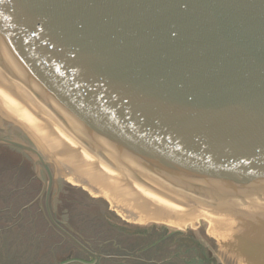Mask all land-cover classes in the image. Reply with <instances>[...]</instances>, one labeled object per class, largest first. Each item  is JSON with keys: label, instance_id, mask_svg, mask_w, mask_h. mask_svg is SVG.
<instances>
[{"label": "water", "instance_id": "obj_1", "mask_svg": "<svg viewBox=\"0 0 264 264\" xmlns=\"http://www.w3.org/2000/svg\"><path fill=\"white\" fill-rule=\"evenodd\" d=\"M0 84L166 198L264 215V0H0ZM0 145L55 205L61 162L1 104ZM54 225L95 257L63 264L145 261Z\"/></svg>", "mask_w": 264, "mask_h": 264}, {"label": "rangeland", "instance_id": "obj_2", "mask_svg": "<svg viewBox=\"0 0 264 264\" xmlns=\"http://www.w3.org/2000/svg\"><path fill=\"white\" fill-rule=\"evenodd\" d=\"M0 86L2 87L1 84ZM7 92L18 99L21 104L35 107L34 109L38 111L33 103L25 100H23V102L18 95L8 89ZM0 104L9 114L16 118L12 112L10 113L7 110L1 101ZM38 112L40 113V117L41 112ZM44 117L45 116L43 115V118ZM33 118L38 119L36 117ZM16 119L19 120L18 118ZM19 122L39 137L61 162L65 171V185L71 189L68 192L69 196L62 197V201L67 205L68 209L66 213H68L71 218L70 221L74 225V229L80 231L79 234L83 238L93 239V241L100 242L114 240V246L119 245L120 249L132 252L133 256L139 255L145 257V259L151 261L153 259L158 262L145 264H179L178 262L184 260V257L194 258L197 264H264L263 235L257 232L246 233V231L239 229V225H219L217 222L220 220L214 221L215 224H213L210 219H207L204 216L205 213H202L201 215L198 214L199 216L196 215L194 223H191L190 220H188L184 223L183 227L178 225L175 226L176 224L173 225L172 223L170 224L165 221L162 222L159 219H156L158 216L150 215L151 218L144 217L143 211L134 207L130 200L128 201L118 195L119 193H115L113 190L111 191L109 189L114 184L106 183L109 186H99L95 183L87 182L61 159L60 155L53 149L52 145L48 144L47 141L41 138L38 135V132H35V129L33 131L29 128L31 125L29 126L20 120ZM54 125H56L57 128H62L57 126V124ZM3 160L7 162V167L9 169L6 173L8 180L5 182L6 186L4 185V187H6V189L9 188L11 202L14 200L11 209V214L13 215L11 218V224H13V222L17 220L16 216L22 206L25 204L28 205L32 202L38 191L36 193L35 183H31L35 178H33L34 172L31 170L29 163L24 161L23 164H20V161L9 158ZM18 164L21 165L19 170ZM109 170L111 171V169ZM118 175L123 179L127 189H148V187L130 176L131 179L121 173ZM20 192L24 194L20 195L22 200L19 198ZM156 199L157 200H154L155 203L164 204V202H161L162 198L157 197ZM17 201L21 202L18 203ZM32 206L33 202L28 205V207L20 210L19 217L23 219L21 222L22 225H29L27 223V219L29 218L28 214H34L33 211H35V209L37 210L36 207L32 208ZM201 206L209 207L207 205H200V207ZM212 208V210H220L218 218L221 220L224 218L223 215H221L222 210L223 213L231 212L230 214L232 215L230 216V219L232 220L236 218L235 216L245 215L248 217L252 215L250 218L252 219L253 217L256 222H261L260 219L264 218V215H260V212H246L240 210H233L232 212L226 211L230 210L226 208ZM188 209H191L192 212H197L195 208ZM25 212L27 215L22 217L21 213ZM210 214L215 215V213L212 212ZM47 220L49 221V219H46L44 216L42 218L36 217V224L49 225ZM226 220L227 219L224 221ZM261 228V230H263L264 225ZM175 231H181V235L175 233L170 237L165 238ZM210 259L212 260L211 262ZM109 263H112V261H109ZM190 263L192 264L191 261Z\"/></svg>", "mask_w": 264, "mask_h": 264}, {"label": "bare ground", "instance_id": "obj_3", "mask_svg": "<svg viewBox=\"0 0 264 264\" xmlns=\"http://www.w3.org/2000/svg\"><path fill=\"white\" fill-rule=\"evenodd\" d=\"M21 100L23 101L22 98ZM0 101L3 105H5L10 113L12 112V114H14L15 117L18 118L21 122H24L29 126L31 125L29 127L30 129H32L33 131L35 129V132H38V135L41 138L47 141L48 144H51L53 149L60 155L61 159L68 166H70L74 172L83 177L87 182H92L99 186H106L110 183L114 184L109 189L111 191L113 190L115 193H119L118 195L122 196L128 201L130 200L134 207L143 211L144 217L151 218L150 215L158 216L159 218L157 217L156 219H159L162 222L165 221L170 224L172 223L173 225L176 224L175 226L178 225L183 227L184 223L188 220H190L191 223H194L196 215L205 213L204 216L207 219H210L213 224H215L214 221L220 220L219 222H217L219 223V225H239V229L242 231H246V233L257 232L264 236V229L261 230V227L264 225V218L260 219L261 222H256L254 221L255 219L253 217L252 219L250 218L252 215H250V217L245 215L235 216L236 218L232 220L230 219V216L232 215L230 214L231 212L223 213L222 210L221 215H223L224 218L221 220L218 218L220 210H212L213 208H211L210 206L200 207V205L205 204L189 202L182 198L176 199L171 197V200L160 195L159 193H157V191L149 189V187L148 189H127L123 179H121L118 174L121 173L128 178H130V175H128L122 169L117 170L107 163L102 162L88 149L79 144V142L75 140L69 133H67L65 131V128L52 116H50L46 110L33 103V105L36 106L37 110L41 112L42 116L40 115V118V113L34 109L35 107H29L28 105L25 106L21 104V102H19V100L16 99L13 95H10V93L7 92V89H5L3 86L0 90ZM43 115L48 120L45 117L43 118ZM33 117H36L38 119H35ZM34 119L37 121H35ZM54 124H57V126L62 128H57ZM105 165L109 167L107 168ZM109 169H111V171ZM157 197L162 198V200H160L161 202H164V204L155 203L154 200H157ZM188 208H195L197 212H192V210ZM226 211L233 212V210L231 209ZM211 212L215 213V215H211ZM225 219L227 220L224 221Z\"/></svg>", "mask_w": 264, "mask_h": 264}, {"label": "crops", "instance_id": "obj_4", "mask_svg": "<svg viewBox=\"0 0 264 264\" xmlns=\"http://www.w3.org/2000/svg\"><path fill=\"white\" fill-rule=\"evenodd\" d=\"M4 162L3 159H0V264H63L69 262L71 259L82 260L81 257L74 256L72 253L76 246L74 241L55 225H37L36 217L32 214H28L27 223L29 225H22L23 219L19 217V213L16 216L17 220L11 224V218L13 217L11 209L14 200L11 202L9 188L6 189L4 187V185L6 186L5 182L8 180L6 173L9 171L7 162ZM20 195L24 194L20 192L19 198L21 199ZM17 202L20 203L21 201ZM24 206L26 204L22 206L23 209L26 208ZM25 215H27L26 212L21 213L22 217ZM79 249L77 250L78 255L84 257L82 253H79ZM140 257L145 261L129 257L106 258L101 256L100 259L97 258L94 264H145L157 262L153 259L151 261L145 259V257ZM184 258V260H180L178 263L186 264L187 262V264H191V261L192 264H197L192 257ZM109 261H112V263H109Z\"/></svg>", "mask_w": 264, "mask_h": 264}, {"label": "flooded vegetation", "instance_id": "obj_5", "mask_svg": "<svg viewBox=\"0 0 264 264\" xmlns=\"http://www.w3.org/2000/svg\"><path fill=\"white\" fill-rule=\"evenodd\" d=\"M10 149H12L14 151H17L20 154H22L20 151L16 150L15 148H12V147H9V146H5V145H0V159H8L7 154L2 153V151L3 150H8L9 151ZM22 160L23 161H26V162H30L31 165L33 166V163L31 162V160L28 157H26L25 155H24V158H22ZM33 171H34L35 180L34 181H31V183L32 182L35 183V187H36L35 191H36V193L38 191V193H37V195H36V197L34 199L35 201L33 200L34 202H33V206H32V208H35L36 207L37 210L35 209V211H33L34 214H32V215H34L35 217H38V218L39 217L42 218L44 216L46 219H49V225H54V223H56L57 225H61L64 228L68 227L67 225H70L71 226V233H72L73 237H75L76 239H79L80 238L81 240L84 241V239H82L81 237H79L80 235L74 229L75 227L71 223V221H70L71 218L69 217V215H67V218L65 219L64 214H63L65 209L63 210V207H62L63 204H62V197H61V195L62 194L63 195L66 194V193H64V190H63L64 189V186H66V185L65 184H62L61 185V182H60V185L58 186V189L59 190H58L57 195H56L57 198H58V201H56V203L54 205V199H53L54 182L52 181L51 183H49L50 181H49L48 175L45 172V175H43L42 177H44L47 180L46 181L47 182V185H46V187L43 188V183L44 182H43L42 177L36 175L35 174V170H33ZM61 188H62V190H61ZM22 192H24V191H22ZM38 197H40V198H38ZM46 203H47L48 208L46 206ZM41 205H42V207H41ZM78 249L79 248L76 245L75 248H74V251H72V253H73L74 256H79V257L82 258V260H84V261H86L88 263H91V262L94 261L95 257L93 255H90L85 250L79 249V253H82L84 255V257H82V255H78V252H77ZM90 251L93 252L94 254H96L98 256V259H100V254L101 253H98V252H96L94 250L93 251L90 250ZM115 256H117V255H115Z\"/></svg>", "mask_w": 264, "mask_h": 264}, {"label": "trees", "instance_id": "obj_6", "mask_svg": "<svg viewBox=\"0 0 264 264\" xmlns=\"http://www.w3.org/2000/svg\"><path fill=\"white\" fill-rule=\"evenodd\" d=\"M175 233H177V234H180L181 235V231H175L174 233H171L170 235H168L167 237H165V238H168V237H170L171 235H173V234H175Z\"/></svg>", "mask_w": 264, "mask_h": 264}]
</instances>
